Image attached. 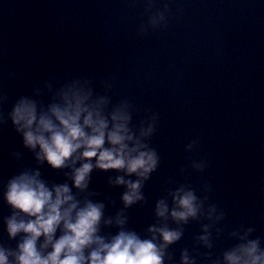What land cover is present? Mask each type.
Returning <instances> with one entry per match:
<instances>
[{"label": "water", "instance_id": "obj_1", "mask_svg": "<svg viewBox=\"0 0 264 264\" xmlns=\"http://www.w3.org/2000/svg\"><path fill=\"white\" fill-rule=\"evenodd\" d=\"M171 7L168 29L141 38L143 7L128 0H0V90L8 97L0 110L6 113L18 96L52 76L61 82L87 76L97 91L112 76L113 102L128 99L138 109L133 123L144 118V109L159 114L150 143L160 166L145 184L146 203L129 210L130 226L144 232L166 189L207 184L210 202L227 213L215 252L233 243L227 232L241 223L264 239V2L175 0ZM10 73L16 75L9 79ZM192 140L198 145L185 151ZM20 150L11 125L0 127V180L17 171L9 153ZM201 159L208 166L196 172L190 165ZM22 163H33L30 153ZM42 171L63 181L61 173ZM108 175L95 172L90 187L100 199L109 197L111 214L122 206L123 188L109 186ZM7 214L0 202V216ZM199 230L190 222L170 251L178 258ZM0 237L6 239L2 231Z\"/></svg>", "mask_w": 264, "mask_h": 264}, {"label": "clouds", "instance_id": "obj_2", "mask_svg": "<svg viewBox=\"0 0 264 264\" xmlns=\"http://www.w3.org/2000/svg\"><path fill=\"white\" fill-rule=\"evenodd\" d=\"M174 2L128 0L131 7H143L136 35L166 31ZM176 14L183 9L177 7ZM101 85L97 91L87 76L62 82L52 76L18 96L6 113L0 110V127L10 124L23 149L9 153L18 168L0 180V202L9 209L0 216L6 237H0V264H264V239L243 223L227 232L233 241L229 247L214 251L215 241L225 235L220 224L227 213L210 202L207 184L166 189L144 232L130 226L129 210L146 203L145 184L160 166L150 143L159 114L144 109V118L133 123L136 105L128 99L113 102L110 95L115 78L109 76ZM7 101L0 90V106ZM198 143L192 140L185 151ZM25 152L31 154V165L22 163ZM190 166L203 172L208 165L201 159ZM42 169L61 173L63 181L46 179ZM95 172L109 174L108 185L123 188L122 206L111 214L109 197L100 199L102 193L90 187ZM190 222L200 225L199 233L177 258L170 249L184 238Z\"/></svg>", "mask_w": 264, "mask_h": 264}]
</instances>
